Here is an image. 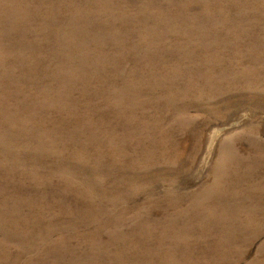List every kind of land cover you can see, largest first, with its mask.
I'll list each match as a JSON object with an SVG mask.
<instances>
[{
  "label": "rangeland",
  "instance_id": "1",
  "mask_svg": "<svg viewBox=\"0 0 264 264\" xmlns=\"http://www.w3.org/2000/svg\"><path fill=\"white\" fill-rule=\"evenodd\" d=\"M0 22V264H264V0Z\"/></svg>",
  "mask_w": 264,
  "mask_h": 264
},
{
  "label": "bare ground",
  "instance_id": "2",
  "mask_svg": "<svg viewBox=\"0 0 264 264\" xmlns=\"http://www.w3.org/2000/svg\"><path fill=\"white\" fill-rule=\"evenodd\" d=\"M3 22H0V29H1V26H2ZM4 26V25H3ZM5 28V27H4ZM3 29V28H2ZM53 57V60L55 61L57 58L54 57V55H52ZM225 162V166H222V170L221 172H219L217 175H216V178H218L219 182L222 183L223 182V175L227 173V171L230 169L229 168V164L227 161H224ZM218 197H221V190L219 191V194H218ZM214 208V207H217V205L214 203V199L209 201V202H206V203H203L202 205H200L198 207V210H201V209H206V208ZM192 215V213H191ZM189 220L191 221H196L194 219L189 218ZM221 220V219H220ZM200 221L204 222V224L208 227H211V226H215L217 224H219V221L216 220V219H200Z\"/></svg>",
  "mask_w": 264,
  "mask_h": 264
}]
</instances>
